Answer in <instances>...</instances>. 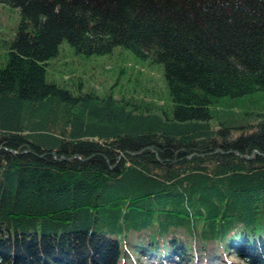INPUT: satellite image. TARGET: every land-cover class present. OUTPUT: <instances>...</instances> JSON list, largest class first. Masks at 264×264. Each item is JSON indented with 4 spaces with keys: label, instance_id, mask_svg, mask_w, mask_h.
I'll use <instances>...</instances> for the list:
<instances>
[{
    "label": "trees",
    "instance_id": "1",
    "mask_svg": "<svg viewBox=\"0 0 264 264\" xmlns=\"http://www.w3.org/2000/svg\"><path fill=\"white\" fill-rule=\"evenodd\" d=\"M0 5V264H264V0ZM63 41L162 88L49 80Z\"/></svg>",
    "mask_w": 264,
    "mask_h": 264
},
{
    "label": "rangeland",
    "instance_id": "2",
    "mask_svg": "<svg viewBox=\"0 0 264 264\" xmlns=\"http://www.w3.org/2000/svg\"><path fill=\"white\" fill-rule=\"evenodd\" d=\"M17 20V9L14 10L7 8L5 5H0V21H5L8 27L11 28V26H15ZM139 68L143 71L147 70L148 73L145 74L137 70L139 74L144 75L145 79H150L158 84L156 85L158 90L162 88L161 64L139 59L130 50L122 47L114 48L109 54L86 56L74 52L73 48L66 41H63L59 46L58 56L50 61L46 76L49 80L54 79L58 82L64 80L67 84L73 81L81 82L83 87L90 85L99 92L108 90L110 86H112L113 91H116L118 86H122V78H125L133 69ZM127 241H131V238H128ZM232 259L236 260V258Z\"/></svg>",
    "mask_w": 264,
    "mask_h": 264
},
{
    "label": "bare ground",
    "instance_id": "3",
    "mask_svg": "<svg viewBox=\"0 0 264 264\" xmlns=\"http://www.w3.org/2000/svg\"><path fill=\"white\" fill-rule=\"evenodd\" d=\"M223 98V97H222ZM233 116H234V114H233ZM104 138V137H103ZM107 138V137H106ZM138 197V196H137ZM142 198V197H141ZM149 198V197H148ZM154 198V197H153ZM155 202V200L153 201V203ZM158 202V201H157ZM149 203V202H148ZM152 206V205H151ZM159 206H160V204H159ZM153 209V208H152ZM158 210H159V208H158ZM261 210V209H260ZM261 214V213H260ZM115 215V214H114ZM120 215V214H119ZM48 217H49V215H48ZM224 217V216H223ZM121 218V217H120ZM1 222V221H0ZM123 226V225H122ZM15 229V228H14ZM120 230V229H119ZM80 231V230H79ZM81 234V233H80ZM108 234V233H107ZM48 235V234H47ZM70 235V234H69ZM130 235V234H129ZM1 236V235H0ZM133 236V235H132ZM131 236V237H132ZM77 237V236H76ZM91 238V237H90ZM58 239V238H57ZM152 241V240H151ZM87 242V241H86ZM123 242V241H122ZM126 245V244H125ZM129 245V244H128ZM125 249V248H124ZM112 250V249H111ZM191 252H193V251H191ZM190 257V256H189ZM118 259V258H117ZM6 262V261H5ZM201 262V261H200ZM190 263V262H189ZM26 264V263H25Z\"/></svg>",
    "mask_w": 264,
    "mask_h": 264
},
{
    "label": "water",
    "instance_id": "4",
    "mask_svg": "<svg viewBox=\"0 0 264 264\" xmlns=\"http://www.w3.org/2000/svg\"><path fill=\"white\" fill-rule=\"evenodd\" d=\"M12 152H15L14 150H12V149H10ZM254 152H257L255 149L253 150ZM76 156H78V155H76ZM247 158L249 157V156H246Z\"/></svg>",
    "mask_w": 264,
    "mask_h": 264
}]
</instances>
